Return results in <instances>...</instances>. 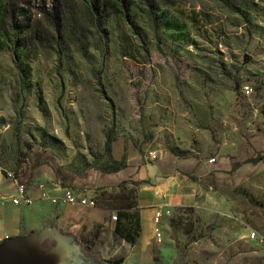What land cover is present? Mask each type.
Listing matches in <instances>:
<instances>
[{"label":"rangeland","instance_id":"1","mask_svg":"<svg viewBox=\"0 0 264 264\" xmlns=\"http://www.w3.org/2000/svg\"><path fill=\"white\" fill-rule=\"evenodd\" d=\"M90 1L0 3V179L15 172L62 222L19 236L36 235L19 264H62L55 234L71 248L63 264L126 259L142 236L125 242L120 215L139 213L152 183L138 174L160 162L179 166L195 201L163 208L162 238L154 228L134 264H264V0H99L98 20ZM40 184L97 206H55Z\"/></svg>","mask_w":264,"mask_h":264},{"label":"crops","instance_id":"2","mask_svg":"<svg viewBox=\"0 0 264 264\" xmlns=\"http://www.w3.org/2000/svg\"><path fill=\"white\" fill-rule=\"evenodd\" d=\"M151 167L150 172L146 171L147 175L142 174V172L138 174L140 182L149 181L152 183V185L148 183L142 185L137 202L140 224L145 229L141 233L142 245L131 247L132 249L124 261L125 264H134L135 253L147 252V244L155 228L154 218L157 210L165 207L174 209L175 207L190 206L195 201L192 185L182 179L181 169L175 162H160ZM112 174L114 173L105 174V176ZM102 185L106 188L118 186L108 182L106 185L103 183ZM13 189V185L0 179V243L44 229V226L51 219H56L58 225L62 224L60 217L46 218L43 210L36 206H15L11 198ZM7 206L9 207L8 211H6ZM148 228L151 230L150 233H148ZM54 239L53 243L48 245V250L59 256L60 260L64 262L71 255L69 242L61 234H55Z\"/></svg>","mask_w":264,"mask_h":264},{"label":"built area","instance_id":"3","mask_svg":"<svg viewBox=\"0 0 264 264\" xmlns=\"http://www.w3.org/2000/svg\"><path fill=\"white\" fill-rule=\"evenodd\" d=\"M247 93H250L248 90ZM149 157L151 159H157L156 152H150ZM214 163L215 160L210 161ZM7 179L11 180L14 185V192L12 194V202L15 206H32L34 204V199L28 193L27 186L20 182L18 176L15 172H6ZM39 191L41 193V198L50 201L53 205H66V206H83L95 208L97 206L96 199L92 196H87L78 192L77 190L70 188H62L59 184H53L49 186L47 184H40ZM59 194V195H58ZM163 217V208L157 210L154 221H155V237L159 240L162 238V233L158 227ZM117 220V216L114 217ZM252 239H259V236L255 232L251 234ZM263 242V239H261Z\"/></svg>","mask_w":264,"mask_h":264},{"label":"trees","instance_id":"4","mask_svg":"<svg viewBox=\"0 0 264 264\" xmlns=\"http://www.w3.org/2000/svg\"><path fill=\"white\" fill-rule=\"evenodd\" d=\"M5 0H1L0 3H4ZM106 4H111L112 7L117 6L119 3L123 4L125 6V0H104ZM90 7L93 10L96 19L98 20L99 17H101V8L99 6V0H91L90 2ZM105 7V6H103ZM5 33L0 31V49H5L7 43L4 42V40L1 39V37H4ZM21 56H17V60H16V65L21 68L20 71L22 72V77L24 76L23 73H26V69H24L23 65L25 66V64L18 63V61H20ZM110 144L108 146H106L108 148V150H110ZM122 171V169H116L114 170V172L111 173H116ZM143 182H138V184H141ZM126 217H130V226H128L127 224H123L121 221L123 220V218ZM118 219V217H117ZM127 219V218H126ZM141 224H140V218H139V213H137L136 215H132V216H128V214H121L120 215V222L119 225L117 226V233L121 236L122 239L125 240V242L127 241L128 243L135 245L136 242L138 241L139 237L141 236ZM124 261H126L124 258H119L117 260H114L112 263L113 264H123Z\"/></svg>","mask_w":264,"mask_h":264},{"label":"water","instance_id":"5","mask_svg":"<svg viewBox=\"0 0 264 264\" xmlns=\"http://www.w3.org/2000/svg\"><path fill=\"white\" fill-rule=\"evenodd\" d=\"M35 236H31L30 238L27 237V239L25 238L24 240H26V241L29 240V241L24 243V244L21 243V240H23V239H21L19 237L11 239V240H7L3 243H0V264H19L23 258L18 259V256L15 255L16 249L17 248L20 249L21 252L23 253V256L26 257L27 253H28L26 248H28L30 245L35 244V242L31 241L32 237H35ZM34 247H36V246H34ZM36 252H37V250L35 248L34 250H32L30 257L32 255H35ZM49 252L52 253L56 258H58L60 260L59 256H57L56 254H54L51 251H49ZM9 258L11 259L10 262L8 261ZM62 261L60 260L59 262L63 264L65 261L64 262H62Z\"/></svg>","mask_w":264,"mask_h":264}]
</instances>
